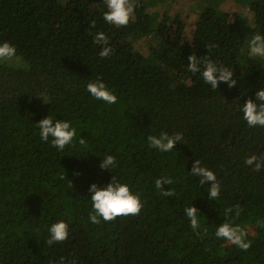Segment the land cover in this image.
I'll list each match as a JSON object with an SVG mask.
<instances>
[{"label": "trees", "instance_id": "trees-1", "mask_svg": "<svg viewBox=\"0 0 264 264\" xmlns=\"http://www.w3.org/2000/svg\"><path fill=\"white\" fill-rule=\"evenodd\" d=\"M224 1L202 4L183 42L186 20L169 38L141 2L133 22L116 27L103 20L104 0H0V43L13 44L25 63H0V264H54L60 257L77 264H264V228L256 225L264 218V169L244 164L264 153V128L248 127L240 111L264 87V60L245 51L254 34L264 35V0L250 32L212 5ZM100 31L114 49L108 58L93 39ZM139 31L155 39L150 53L158 62L135 48ZM209 44L216 45L211 59L234 71L235 87L220 82L213 90L187 70V57L208 55ZM97 78L117 103L87 92ZM47 115L72 121L86 146L74 141L60 151L51 138L42 141L36 124ZM164 131L183 133L186 144L167 153L150 148L147 137ZM106 154L116 157L112 170L100 168ZM196 159L221 181L219 199L209 201L208 185L189 175ZM114 175L141 193L144 208L94 225L89 187L107 186ZM160 176L172 178L163 187L175 197L155 189ZM192 204L201 235L184 213ZM236 204L243 208L236 223L254 227L248 252L217 248L216 228ZM60 220L69 223V239L48 246L47 228Z\"/></svg>", "mask_w": 264, "mask_h": 264}, {"label": "clouds", "instance_id": "clouds-1", "mask_svg": "<svg viewBox=\"0 0 264 264\" xmlns=\"http://www.w3.org/2000/svg\"><path fill=\"white\" fill-rule=\"evenodd\" d=\"M107 11L103 13V20L109 25L116 27H127L134 20L136 0H104ZM91 27L96 26V21L91 22ZM94 42L101 45L99 56L108 58L113 54L114 49L110 46L109 37L105 32H97L94 36ZM216 45H207L208 55L198 57L191 54L187 57V70L192 74L199 73L205 84L210 85L213 90L219 88L220 82L227 83L229 89L237 84L234 78V71L223 64H218L210 57L211 49ZM248 56L251 58H260L264 60V35L254 34L248 41ZM17 57L16 47L8 41L0 43V63L10 62ZM86 90L96 100H101L105 104L111 105L117 103V96L109 90L108 86L101 78L90 81L86 85ZM243 113V120L247 122L250 128H264V87H261L255 93V99L249 97L240 109ZM36 126L39 128L40 139L48 142L51 138L53 147L63 151L66 147L73 145L74 141L82 146H86L87 138L77 137V129L72 126V121L53 119L47 115L41 119ZM177 142L186 144L183 133L174 132L171 135L164 131L159 136L149 135L147 143L150 148L157 149L161 153L173 151ZM244 164L249 166L254 172H260L264 169V153L260 155L251 154L245 157ZM117 165L116 157L106 154L100 164L101 169L112 170ZM190 176L199 177L201 186L208 185V200L215 201L219 199L221 194V181L217 179L216 174L206 166H202L201 161L196 159L193 163ZM71 183V182H70ZM173 180L170 176H160L155 179V189L165 197H175L176 192L171 187L165 191L163 185H172ZM72 185V183H71ZM73 186V185H72ZM89 196L91 202V211L88 220L94 225H100L101 221L109 223L117 220V218L128 216H139L144 208L145 202L141 199L140 192H133L127 183H122L114 175L111 182L104 187H98L93 183L89 187ZM243 208L240 204H236L225 210V222L220 224L215 231V237L225 240L229 244L238 247L243 252H248L252 247L251 240L247 239V226L236 223V219L240 217ZM186 217L189 219L190 228L201 235L202 228L199 218L200 211L192 204L184 209ZM256 225L264 228V218H257ZM49 238L46 240L48 246L61 244L69 239V223L60 220L51 224L47 228ZM203 232L207 235V228H203ZM54 264H77L75 259L67 260L60 257Z\"/></svg>", "mask_w": 264, "mask_h": 264}, {"label": "rangeland", "instance_id": "rangeland-1", "mask_svg": "<svg viewBox=\"0 0 264 264\" xmlns=\"http://www.w3.org/2000/svg\"><path fill=\"white\" fill-rule=\"evenodd\" d=\"M208 0H136V3H143L147 6L151 15L159 22L164 23L166 27V35L170 38L174 34L175 27L179 19L186 20V25L183 32V42L190 39L191 30L193 27L195 14L198 12L202 4H207ZM260 0H225L222 3L215 2L212 4L223 14V17L229 21L235 20L239 24H243L248 32L252 31L260 17L261 11L259 8ZM137 41L135 48L145 51L149 55L152 62L158 59L150 53L152 47H155L156 41L151 35L143 34L141 31L137 33ZM248 52V46L245 51ZM8 65L20 67V63L24 61L20 57L14 58L10 62H5ZM25 65V63L23 64ZM242 60L238 59L234 69H240ZM166 69V65L163 66ZM248 233L254 232V227L251 224H245ZM227 241L219 240L217 248L230 246Z\"/></svg>", "mask_w": 264, "mask_h": 264}]
</instances>
